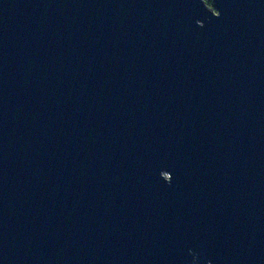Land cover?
<instances>
[{"label": "water", "instance_id": "water-1", "mask_svg": "<svg viewBox=\"0 0 264 264\" xmlns=\"http://www.w3.org/2000/svg\"><path fill=\"white\" fill-rule=\"evenodd\" d=\"M0 0V264H264V0Z\"/></svg>", "mask_w": 264, "mask_h": 264}, {"label": "trees", "instance_id": "trees-1", "mask_svg": "<svg viewBox=\"0 0 264 264\" xmlns=\"http://www.w3.org/2000/svg\"><path fill=\"white\" fill-rule=\"evenodd\" d=\"M205 1V3L209 6V7H214V2H213V0H204Z\"/></svg>", "mask_w": 264, "mask_h": 264}]
</instances>
